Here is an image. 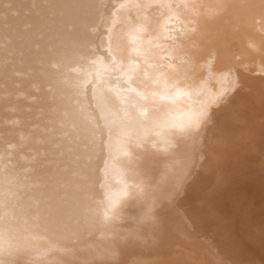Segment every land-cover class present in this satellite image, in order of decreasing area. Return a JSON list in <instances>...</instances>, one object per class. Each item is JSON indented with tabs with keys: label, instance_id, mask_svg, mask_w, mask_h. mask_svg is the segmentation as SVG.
<instances>
[{
	"label": "bare ground",
	"instance_id": "bare-ground-1",
	"mask_svg": "<svg viewBox=\"0 0 264 264\" xmlns=\"http://www.w3.org/2000/svg\"><path fill=\"white\" fill-rule=\"evenodd\" d=\"M109 2L128 5L117 29L124 37V60L133 47L128 33L143 25L142 47L155 62L168 47L163 26L170 15L158 4L215 5L220 0ZM229 2L239 7L223 15L206 9L201 31L195 40H185L184 48L194 45L200 55L220 53L216 78L205 74L209 88L229 86L219 81L228 69L235 83L210 110L198 139L182 141L181 151L167 160L146 162L148 180L160 185L154 193L159 201L154 218H144L141 201L129 197L120 209L115 241L83 236L71 252L56 253L53 259L77 264H264V9L261 0ZM94 3L0 0V154L7 149L10 159L5 162L26 177L25 202L39 207L42 216L57 217L69 232L77 228L97 164L90 129L76 114L72 88L65 82L74 78L71 69L93 47ZM174 26L178 28L174 20L168 23V29ZM198 103L194 95L182 97L165 110L170 107L180 117ZM185 161L191 175H186ZM165 174L167 181L161 183Z\"/></svg>",
	"mask_w": 264,
	"mask_h": 264
},
{
	"label": "snow or ice",
	"instance_id": "snow-or-ice-1",
	"mask_svg": "<svg viewBox=\"0 0 264 264\" xmlns=\"http://www.w3.org/2000/svg\"><path fill=\"white\" fill-rule=\"evenodd\" d=\"M147 6L150 5H144ZM126 7L124 3L95 0L93 47L71 69L74 78L65 81L72 88L76 114L90 129L89 143L97 161L77 228L69 232L57 217L47 213L42 216L39 207L25 202L26 177L16 175L5 162L10 159L6 149L5 154H0L3 162L0 264H77L74 260L52 257L71 252V246L79 244L83 236L89 240L98 237L101 241H115L120 209L129 197L141 201L144 218L153 219L159 202L154 193L160 185L148 180L146 162L167 160L181 151L182 141L198 139L210 118V110L221 104L232 90L235 81L230 80L231 69L219 77L221 84L229 86L218 91L208 87L209 79L216 78L215 65L220 53L209 50L206 55H200L194 45L185 49L184 43L195 40L201 31V23L207 18L206 9H215L213 15H223L238 5L229 0H220L215 5L158 4L157 7L168 9L170 15L163 26L168 32V47L155 62L150 61L142 47L141 34L146 31L143 25L128 33L127 39L133 47L127 61L124 60V37L117 29ZM259 7L264 9V0ZM173 20L178 28L168 29V23ZM260 25L264 28V15L260 17ZM148 44L151 46L152 41ZM249 47L255 45L250 43ZM193 95L199 100L198 106L186 114L177 117L170 107L165 110L166 104L174 105L180 98ZM11 148L9 145L8 149ZM183 167L187 169L186 175H191L186 161ZM166 181L167 174L161 183ZM29 241L42 242V246Z\"/></svg>",
	"mask_w": 264,
	"mask_h": 264
}]
</instances>
